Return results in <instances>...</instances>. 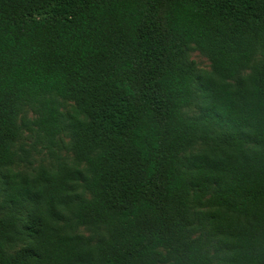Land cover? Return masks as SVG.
<instances>
[{
  "label": "trees",
  "instance_id": "1",
  "mask_svg": "<svg viewBox=\"0 0 264 264\" xmlns=\"http://www.w3.org/2000/svg\"><path fill=\"white\" fill-rule=\"evenodd\" d=\"M0 264H264V0H0Z\"/></svg>",
  "mask_w": 264,
  "mask_h": 264
},
{
  "label": "rangeland",
  "instance_id": "2",
  "mask_svg": "<svg viewBox=\"0 0 264 264\" xmlns=\"http://www.w3.org/2000/svg\"><path fill=\"white\" fill-rule=\"evenodd\" d=\"M188 61L192 63V65L195 67L198 71H206L208 72L210 70V64L208 60L201 55L198 51L191 50L188 54ZM74 108V105L72 103H65L64 104V113H69ZM188 114L192 115L194 114L193 110H190L187 112ZM26 119L32 120L34 118L33 114L29 111L25 112ZM60 139L63 142V148L60 151V157L66 161L70 162L72 160V153L70 151V144L69 139L66 135H61ZM20 144L22 147L28 151V157L24 162H18L14 164L11 169L12 171L19 172V173H30L34 170H36L40 166H46L49 167L51 163L53 162L47 153V151L36 142V139L33 135H31L29 132L24 131L22 140L20 141ZM79 234L87 236L89 235V232L84 229H79L77 231Z\"/></svg>",
  "mask_w": 264,
  "mask_h": 264
}]
</instances>
